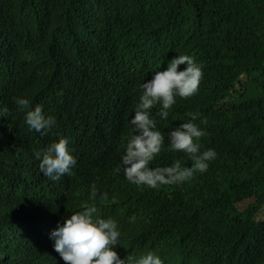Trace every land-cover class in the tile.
I'll use <instances>...</instances> for the list:
<instances>
[{
    "label": "trees",
    "instance_id": "obj_1",
    "mask_svg": "<svg viewBox=\"0 0 264 264\" xmlns=\"http://www.w3.org/2000/svg\"><path fill=\"white\" fill-rule=\"evenodd\" d=\"M180 54L202 77L157 126L167 132L195 113L207 133L200 151L216 157L180 185L131 183L113 168L138 85ZM16 97L55 124L29 131ZM0 109V264H66L44 236L84 203L116 220L120 257L264 264V0H0ZM61 136L76 164L53 181L33 152ZM176 160L191 167L165 144L150 166Z\"/></svg>",
    "mask_w": 264,
    "mask_h": 264
},
{
    "label": "clouds",
    "instance_id": "obj_2",
    "mask_svg": "<svg viewBox=\"0 0 264 264\" xmlns=\"http://www.w3.org/2000/svg\"><path fill=\"white\" fill-rule=\"evenodd\" d=\"M184 65L178 70V65ZM202 77V66L188 54L175 55L166 63L163 70L154 71L149 79L139 85L140 94L129 118L131 132L125 137L119 164L113 172H123L126 180L151 188L160 185H180L190 180L195 173L208 169V162L216 157L212 148L201 149L200 138L207 135L205 129L194 121L196 114L189 112V119L168 128L167 132L157 126L156 116L164 120L175 103V97L185 98L196 93ZM18 111H23L24 123L29 131L43 134L55 124V117L43 111L39 103L30 104L29 99L14 98ZM159 109L153 113L154 105ZM0 109V115L6 113ZM203 123V121H201ZM172 151H182L191 161V167L182 166L179 160L164 166H150V162L160 152L162 145ZM33 156L43 176L58 180L62 175H71L76 158L69 147L68 138L61 136ZM89 200L97 198V188L90 185ZM100 199H104L102 195ZM93 203H84L79 209L71 210L58 222L56 227L44 236L48 250L56 262L54 250L66 264H163L152 250L138 256L120 257L114 250L118 242L119 230L116 220L101 218L96 214Z\"/></svg>",
    "mask_w": 264,
    "mask_h": 264
}]
</instances>
